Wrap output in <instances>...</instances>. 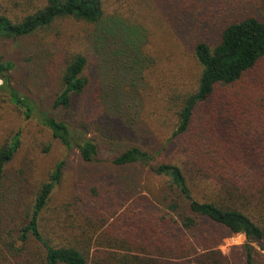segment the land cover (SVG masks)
Segmentation results:
<instances>
[{
  "label": "trees",
  "instance_id": "1",
  "mask_svg": "<svg viewBox=\"0 0 264 264\" xmlns=\"http://www.w3.org/2000/svg\"><path fill=\"white\" fill-rule=\"evenodd\" d=\"M155 8L181 38L191 36V13H219L208 15L215 41L193 42L194 79L169 81L155 100L162 109L155 115L163 112L167 125L157 154L171 150L168 162L127 140L144 124L134 128L116 116L120 96L84 75L82 53L66 48L72 54L62 62L51 109L69 110L89 95L83 111L92 129L58 120L16 91L9 78L15 65L0 56V92L88 168L62 192L61 161L26 195L21 176L7 171L20 132L0 145V264H256L251 244L264 240V0H155ZM66 24L82 28L89 47L124 56V69L140 73L148 59L147 75L154 73L158 59L133 50L139 30L100 0H0V41L47 36ZM105 113L118 122H104ZM107 149L113 154L103 161ZM143 176L159 187L144 195ZM233 235L246 242L241 254L226 257L219 246Z\"/></svg>",
  "mask_w": 264,
  "mask_h": 264
},
{
  "label": "rangeland",
  "instance_id": "2",
  "mask_svg": "<svg viewBox=\"0 0 264 264\" xmlns=\"http://www.w3.org/2000/svg\"><path fill=\"white\" fill-rule=\"evenodd\" d=\"M100 1L107 13L118 15L139 30L132 35L133 50L140 52L144 56L143 59L147 57L152 60L153 57L158 59L153 65L155 69L153 74L150 71L147 75L150 64L148 59L144 60V66L140 64V73L126 70L123 68L126 60L124 56L110 55L108 53H111V49L106 51L104 47L100 49L89 47L86 39H83L82 28L66 24L64 27L56 26L51 29L47 36L38 34L17 41H0V56L15 65L9 72L10 84L54 118L64 119L78 128H81V124H85L92 129V117L83 111L85 104L89 103L91 106L92 97L89 95L87 98L86 95L76 98L69 110L52 111L51 109L58 88V73L62 62L66 55L72 54H66V48L70 47L71 51L80 52L88 58L84 75L92 84L102 83L103 90H115L120 96L123 103L120 113L116 116L125 115L127 119L125 124H133L134 128L137 124H144L139 128L137 136H131L127 140L133 144L138 143L142 148L150 151L157 163L171 161L175 158L171 150L157 154L163 147L167 125L162 124L163 112L155 115V107L158 111H162L160 106H154L158 102L155 100L163 97L169 81L180 86L182 81L185 83L188 78H191V81L194 79L196 68L192 56L193 42L197 39L205 40L210 44L215 41L217 28L215 24L209 22V16L219 13H191V36L181 38L177 29L171 30L167 27L168 23L162 21V14L155 8V0ZM187 41H191V46L186 44ZM116 45L112 49L118 48V42ZM104 118L106 123L111 120L118 122L111 113H105ZM17 132L21 134V146L13 161L7 166V171L11 177L21 176L26 195H30L32 188L44 182L48 173L61 161L65 162L67 180L62 192L67 191L68 184L80 172L84 173L88 170L80 165L75 149L67 151L58 142L52 140L36 119L24 120L21 113L6 99L4 93L0 92V145ZM142 136L144 137L141 138ZM118 145L122 147L124 143ZM44 147L49 148V151L43 152ZM112 154V149L104 150L101 153V160L109 161ZM145 179L148 178L144 177L145 182H142L144 195L148 191L153 192V186L159 187L157 179H153L150 184H146ZM245 242L243 235H233L223 240L219 250L226 257L234 253L239 255L240 247ZM251 245L256 264H264V251L261 248L264 247V240L261 245L255 243Z\"/></svg>",
  "mask_w": 264,
  "mask_h": 264
}]
</instances>
